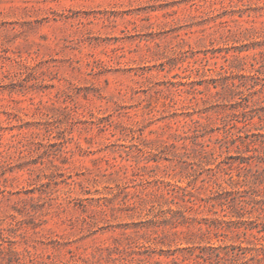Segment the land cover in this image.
<instances>
[{"label": "rangeland", "instance_id": "374dc122", "mask_svg": "<svg viewBox=\"0 0 264 264\" xmlns=\"http://www.w3.org/2000/svg\"><path fill=\"white\" fill-rule=\"evenodd\" d=\"M244 103L264 125V0H0V264H195L189 247L264 244L200 232L232 219L212 204L248 173L240 142L215 143Z\"/></svg>", "mask_w": 264, "mask_h": 264}, {"label": "trees", "instance_id": "16d2710c", "mask_svg": "<svg viewBox=\"0 0 264 264\" xmlns=\"http://www.w3.org/2000/svg\"><path fill=\"white\" fill-rule=\"evenodd\" d=\"M243 105L246 109L243 112L246 118L245 122H243L244 126L238 127L235 122H232V128L236 129L237 131H234L232 128L225 130L223 137L216 138L215 143L219 144L220 148H229L230 145L240 142L241 144L238 145V148L243 151V157L240 160L242 165L241 169H244L248 173L245 174V177L241 180V182L234 184V186H239L236 190L231 192H217V198H215V200H217L218 203L212 204L213 207L216 205L224 207V211L231 210L232 212L230 213H233L232 219L225 220L214 218L210 220L208 218H203V222L208 225L205 231L200 229V232L203 235H210L213 228L223 229L225 226L231 228L232 226L239 227V225H242L248 229L245 231L246 234L247 231L256 228L258 229L259 233L262 231L264 232V196L262 197L259 193V187L264 185V125L260 124L258 126H252L253 123L251 121L255 116L252 111L251 113H248L249 111H247V109L249 108V105L247 103H244ZM206 128L207 126L202 124L199 120L195 121V127L192 130V134L194 135L193 138L196 140V142H198L199 137H202L206 134ZM199 145L200 153L202 155L213 154L212 149H207L210 147V144L207 142H199ZM242 146H244L245 149H243ZM249 160L255 161L257 166L256 169H253V167L249 164ZM246 163L248 165H244ZM232 179L233 178H231V180ZM185 195L188 197V199H191V197L193 199L192 193H189L187 190ZM249 202H252L254 206L259 205L258 208L256 207L259 211L257 219H244L246 214L252 215V211H249L246 208V205ZM167 212L171 214V217L167 219L168 215H166V222L173 221L172 219L177 213L183 214L185 218L184 214L186 213V210L184 209L177 212L168 210ZM254 238L257 241L262 239L257 238L255 235ZM249 244H251L252 247H243L238 245L232 246V248H230L228 246H215L213 243L208 242V244L205 246H197L193 248L189 247L187 250L191 255H195V264H213L214 261H217L218 263L231 261V263L234 264H250L249 258L247 257L248 254H251L252 259L256 260L258 263L264 264V244H259L255 241H251ZM197 249L200 250L199 254H195ZM17 254L19 255V253ZM186 260V258L182 260L176 259L172 262L173 264H184Z\"/></svg>", "mask_w": 264, "mask_h": 264}]
</instances>
